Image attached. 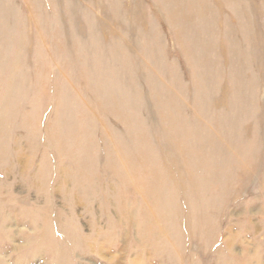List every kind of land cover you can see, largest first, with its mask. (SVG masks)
I'll use <instances>...</instances> for the list:
<instances>
[{
    "label": "rangeland",
    "instance_id": "374dc122",
    "mask_svg": "<svg viewBox=\"0 0 264 264\" xmlns=\"http://www.w3.org/2000/svg\"><path fill=\"white\" fill-rule=\"evenodd\" d=\"M0 264H264V0H0Z\"/></svg>",
    "mask_w": 264,
    "mask_h": 264
}]
</instances>
